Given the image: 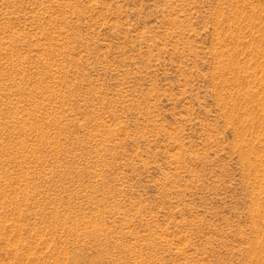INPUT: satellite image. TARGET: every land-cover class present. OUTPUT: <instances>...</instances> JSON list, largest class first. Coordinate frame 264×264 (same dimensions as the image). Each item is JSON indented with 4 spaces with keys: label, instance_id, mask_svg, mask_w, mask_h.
<instances>
[{
    "label": "rangeland",
    "instance_id": "rangeland-1",
    "mask_svg": "<svg viewBox=\"0 0 264 264\" xmlns=\"http://www.w3.org/2000/svg\"><path fill=\"white\" fill-rule=\"evenodd\" d=\"M0 264H264V0H0Z\"/></svg>",
    "mask_w": 264,
    "mask_h": 264
}]
</instances>
